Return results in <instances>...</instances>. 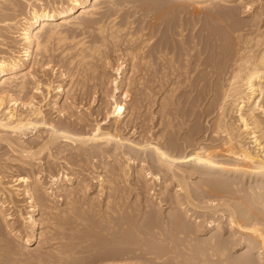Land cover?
I'll list each match as a JSON object with an SVG mask.
<instances>
[{
  "label": "bare ground",
  "instance_id": "1",
  "mask_svg": "<svg viewBox=\"0 0 264 264\" xmlns=\"http://www.w3.org/2000/svg\"><path fill=\"white\" fill-rule=\"evenodd\" d=\"M176 1H186L185 3L188 2L199 7L203 5H212L215 7V5H218L219 2H225L237 6L240 3L242 4L245 0ZM47 2H45L44 0H0V38H3V40L1 39L0 41V46L1 48L6 50L5 52L0 50L2 51L0 52V143H6L7 146L5 144L4 145L12 151L8 154L5 153L4 155L6 156L3 155L4 157H6V161H4L3 158L4 163L0 164H2L3 167H6L8 165L7 161H17L20 163V166H24V169L27 166L26 168H28V171L30 172H28L29 174L25 176L14 175L13 178L10 176L13 180L7 181L5 180L6 177L2 176V172L0 171V225L5 230H7L9 236L12 235L11 237L14 238L13 240L15 242H19L21 244V253L23 254L24 251L26 252L29 249V245H31V243L38 237H43L45 234H47L48 236L46 235V240L45 238H43L45 240L44 242L51 244V249L54 251L56 259L58 260V262H56L57 260L53 259L55 260V263L62 264V261H64L63 256L66 255V253L70 252L72 254L73 252H86L85 250L88 247H85L86 249H84V246L86 245L85 243L88 242V239L90 237L87 236H89L91 232L90 231L88 234L86 230L93 227L100 228L104 225V223L105 225L107 223V225L109 226L103 227V230L101 232H108V234L112 236V239L113 237H115L116 241L111 246L108 244L109 247L107 246V251L103 254L101 253V256H104L103 258L99 259L98 257H96L97 260L99 259L100 264H133L132 259L136 257L138 259L142 258L147 260L145 264H217L215 263L216 260H218L220 264H264V230L263 226H260L261 224L263 225L264 222V196L262 195L263 192L262 194L260 192L261 189L264 191V187L261 186V188L259 186L258 188L257 184V187H254L255 189H260L259 192L257 191V189V192L252 189L251 191L247 189L249 192L248 196L241 197V195H239V197L237 195L240 194V192L238 194L234 193V190L236 189H239L240 191V188H238V183L234 182V179L233 182L237 183V187H235L233 183L232 186L236 188L233 189V191H220L218 189V186H214L215 188L212 187L213 190L211 189L212 191L210 192L206 190L208 189L207 187L204 189V191L201 190L202 193L200 195L204 197V199L212 201L213 199L215 200V198H218L220 202H215L214 204L213 202L212 204L208 202L211 205H208V203H206L207 206H199L193 202V200L195 199L194 197L197 196L198 191L195 192V189L193 190V188H191L192 186L189 184L190 181L188 182L187 178L185 177L187 170H191L194 172H196V170L201 172L208 171L209 173V170L213 169L214 166V159H210L212 158L210 157V155H212L210 154L211 150L209 152L208 148L204 146L203 143H196L198 140H195L196 142L193 141L194 139H197L194 138V136L199 134V127L194 128V130L191 131V138H193V140L192 142H189L190 147L191 145L197 146H194L195 149H193L198 155L193 158V164L188 165L187 167L180 165L181 163L183 164L186 162L188 153L185 152L186 150L178 151L175 139L170 137L168 141L165 140L163 143H158L152 146L153 156L151 157L150 161L151 165L148 162H143V159H140L137 167H134V169L132 168L134 180H136V183L141 188H144L146 186L148 179L150 178L159 180L160 188L164 193L167 192V196H170L171 198L172 208L169 214L164 215L163 213L159 214L154 211V209L151 207V200L150 203L146 206V210H148L147 213L149 214L150 212V214H152L149 215L151 216V219L147 218V221L145 219V215L147 214L146 211H143L141 219L137 218L134 215H131L132 217L134 216V218L139 219L138 221L135 219L137 222L133 218H131V213L129 214L128 212L130 211L129 207L128 211L126 210L128 214L124 215L122 213V210H124V208L122 207L124 206H122V199L121 196L119 198L118 194L124 193V191L122 189L120 190V188L122 183L124 182L123 175H125L127 172L124 173L125 167L122 166L121 157L131 156L132 159L133 157L131 153L126 151H122V154H120L121 152L118 153L117 150L122 148L124 143H121L122 138L116 134L117 132L114 133L115 131L112 132L113 130L110 131L108 130L109 128L103 129L98 122L94 127H92V129L90 127V130H88V132L85 131L87 127L84 129V125H88L85 123L86 116L85 118H83L82 116L78 115V111L79 114L82 113L80 112L81 110H76L77 107L81 105V103L76 105L74 101L75 99H78V97L75 98V96L78 95L76 94V92H79V94L80 92H82V97H84L83 95H85L86 98L88 97V95L86 96V88L89 86L90 89L93 88L90 84L93 82L92 80H94V75H96L99 70V66H97L98 63H104V61L109 57V46H111V52H116L117 42H121L120 34L124 29H126L124 28L125 26H123L124 24H122L123 27L121 25H117L118 21H115L117 18L114 17L111 19V14L108 17L109 21H103V19L100 20V18H98L97 15H100L99 13L102 10L104 4L103 2L109 4V8L112 7V10H114L115 12L119 11L121 9V6L116 5L114 0H52V2L48 0ZM249 3H251V1ZM229 4L228 6H230ZM150 5H152V3ZM154 5L158 4L155 3ZM22 7H24L23 10ZM161 8L165 9V6ZM167 8L169 11L168 12L166 10L167 13H170V8L172 7ZM161 12L165 13V10L162 9ZM117 14L114 13L115 16ZM155 19L156 18H154V20ZM157 19H159V17H157ZM156 21L158 20H155V22ZM170 21L171 17L168 22ZM232 22L230 25H228L229 35L226 34L227 36H224L223 34L221 35L219 33V35H210L211 37L209 36L208 39H205L202 33L199 32V34L198 31H194L196 30L195 28L197 27V25L194 29H190L191 34L188 36L185 32L189 29L186 24H184V22H172L173 24L170 25L169 23L168 27L174 34H177L176 36L178 37V39L171 38L170 35V37H165L162 40L158 38L157 40L155 39V35L157 34H155L153 37L151 36L156 40H153L154 43L153 49L151 47V53H147V50L149 48L146 50V53H144V50L140 51L141 48L138 51V49L136 50L134 49V47L130 49L131 45L129 49L128 47H126L128 52L127 56L125 55V57L126 59L129 58L128 67H126L127 72L123 73L122 68L125 65L121 68V65L123 64H119L120 66H118L116 70L118 75L113 80V84L115 86L113 91L109 95L110 97L107 96V93L104 91L106 82L105 80H107V78H105V80L101 78L99 79L98 84H95L99 87V91L101 90L104 95V98L101 97V99L103 98L101 100V103H107L110 102L109 100H111L110 105L112 107V110L107 113L105 120L111 121L112 119H114L116 122H119L122 119V115L127 108L125 109L123 102H119L120 100L118 101L116 98L120 92H127L128 89H132V85H136L138 89L139 87H143L144 90L146 89V93L148 91V93L146 94L147 98L150 97L152 93L150 91L151 88L148 89L147 84L152 86L155 90L161 88L163 90V87L165 88V86H168L163 91V94H161V96L159 97V100L161 102L159 101L158 103L160 105L159 110L163 113L162 120H166L165 122H167L165 127L168 128V126H170V128L172 129V126L175 125L172 124V121L174 120H172L171 118V111L169 112V109L171 108L170 105H172L173 101L171 100H173V98L170 99L171 94H169V92L173 93L175 89L177 90V88L184 82L191 84V87L197 88L196 90L198 91L201 87L204 89L207 88V92H212V99L207 106V115L215 114V116H213V119H215L213 121L214 124L212 123L213 130L211 129V134L214 136V138L218 137L219 139H221L220 143H222V147L224 148L223 150L225 153L233 154L236 158H238V160L240 159L243 161H247L248 165L250 164L253 170H257V174L264 176V121L260 116V114H264V22L263 24H261V21H257L258 23H253L250 25H243L246 22H243V24H241L242 22H236L232 24ZM72 27L76 29L86 28V30H90V32H92L90 34H93V36H91L92 38H90V40L88 37V40L87 38L85 40V38H82L83 36L85 37V35H87L85 34L79 38V41L76 39L77 42H74L72 46L68 45L69 47H64L65 44H71V41L77 38L74 37V39L71 41L69 39L70 34H68V31ZM141 27L143 28L144 26L142 25ZM159 29H161L160 26ZM95 31L97 34H95ZM130 32L131 31H127L129 42L135 40V37L139 35L136 34V36H133V33L129 35L128 33ZM151 32H153V30L150 31V33ZM168 32L170 33V31ZM217 32L218 31H216L215 33ZM125 33L126 31L124 32V34ZM124 34L122 35L123 37L126 36ZM6 35L12 38V41L10 42H14L10 44L12 47L5 46L6 43H4V38ZM123 39H125V37ZM143 39L142 43L148 40L147 38H145L147 40ZM149 40L151 41L150 37ZM151 42H149L150 45H148V43L147 46H152ZM145 44L146 42L144 43V45ZM59 49L60 52L58 51ZM56 51L59 52V54H57V56H59L58 58L64 57V59H66V68L63 70L61 68L64 66V64L62 66L58 65L59 62L57 64H54L56 63V55L53 54H55ZM73 51L75 53L70 55L71 53H73ZM204 54H208V56L205 57ZM112 55L113 54H111V56ZM61 61H63V59H61ZM107 61L109 62L108 59ZM95 62L97 63V65ZM51 63L54 64L52 65L54 75L56 76L58 73L57 76L60 77V80L56 85H54L55 81L51 79H48V81L41 83V80L37 78V72L39 69L38 67L46 68V66ZM105 63L102 66L105 67ZM201 66H204V71H202L205 72V74L201 73L199 75L198 73V75L195 74L194 76V73L196 71H201L199 69ZM68 71H70V74H68ZM100 71L97 73V75H99ZM124 74L125 77L123 76ZM101 75L103 74H100L99 77ZM104 76L106 77V75ZM123 77L124 81H121L123 82V84L119 85L118 83L120 82L118 79H122ZM122 88L127 90L122 91ZM204 89L203 91L206 90ZM124 93L120 95H127V93ZM36 94H39V96L41 95V97H39L41 98L39 102L35 101ZM138 94L140 95V93ZM141 94V97L139 95L135 96V99L137 101L136 104L134 103L135 105L132 104L133 106L130 107V110H132V112L140 106L138 104L139 100H145L142 99L144 98L143 96L145 94H143L142 92ZM106 96L110 99L107 100L108 98ZM137 96L139 98H137ZM203 98L200 96V94L198 95V101H202ZM43 102L46 103L44 104ZM41 103L44 105H50L52 109L55 110L54 112H58L60 116L57 119L59 120H56L52 117L47 118L46 114L48 113H45V110L43 109L44 106ZM175 103L177 104V102ZM132 107L133 109H131ZM85 113L82 114L84 115ZM78 125H80L82 129H78ZM115 129L119 130L118 125ZM164 131L162 133V136H160L161 138L164 137ZM8 133L13 134L15 136L14 139L11 136H8L10 135ZM32 134L35 135V137L33 139H29V136ZM78 144L82 145V147H84L83 145H91L90 152L88 153L89 149L87 150V152H85L84 150L86 149L79 148L80 146L78 147ZM117 144H119V147L117 146ZM1 145L2 144H0V146ZM103 145L106 147H103ZM5 146L4 149L6 148ZM1 148H3V146ZM218 148L219 146H217V149ZM67 150L73 151L72 153L68 152L69 154H67L71 157V160L74 159V165L77 164L76 161L78 160L80 162L78 164H80L81 166V162L87 164V161H90V159L91 161H93L95 158L99 157L97 164L103 165V168L105 169L103 174L105 175L98 176H103V178H100V180L103 183L106 182L105 187L111 193V195H109L108 193V196L104 198V205H100V202L97 205L98 200L100 201V199L95 195H90V197L88 196L89 194L87 193L91 189L93 184H90V182L81 177L84 174L81 170L75 172L77 173V176L73 177L74 173L71 175L67 172H64L63 178H60L58 177V175H60L61 171L65 170L66 168L64 164H62L60 168L58 167V170L57 168H55V170L53 169L54 163H51L50 161H48L49 163H51L50 165L48 164V167L46 166L47 163L45 165V162L47 161L46 159L49 160L50 158H54L53 160H55L56 155L58 156L62 153H65ZM105 154H108L110 156L116 155L115 157L117 159H115L116 163H114L115 165L113 164L114 166H112L108 162H105V160H102ZM62 157L60 156V158ZM107 158L109 157L107 156ZM206 158H208L209 161L203 162L202 160ZM65 159L68 158L66 157ZM56 160L59 161L58 159ZM236 163L237 161L235 162V164ZM39 164H43V166L45 165V169L41 168L42 170H39L38 172L36 170H33L34 168L37 169ZM56 165L57 163L55 164V167L59 166ZM82 167L83 166H81L80 168ZM152 167L156 168L155 170L157 172H153ZM237 167L240 168V166L238 165ZM233 168H235L234 165ZM238 168L236 170H238ZM227 170L228 169H226V171ZM46 171H48L47 175L50 176L55 184V187L52 188L51 191L43 189L44 187L41 178L43 177L42 173ZM228 171H230V169ZM161 173H163L164 175L168 174L170 176V179H175L177 184L174 185L171 189H168L170 185L168 186L167 183L171 181L165 179V177L163 179L162 176H160ZM56 175L58 178H56ZM206 181L208 180H205L204 182ZM225 183L226 182H224V184ZM23 184L24 189L22 192L21 187L23 186ZM69 185L71 187H69ZM203 185L208 186L207 183H203ZM200 187L203 186L201 185ZM224 188L225 187H223L222 189ZM171 191H173V193H171ZM54 192L55 194L57 193V201L64 203L65 206H63V209H60L57 203L54 202L52 198V193ZM22 193H24L29 200V210H27V216H24L25 214H23V210H21L20 208H18L17 210L18 216L20 217V219H23L22 221L25 222L27 233L25 232L26 235L23 236L19 229L14 230L12 228L10 220L8 218V214H6L7 206L14 203V201H16L15 197H20ZM113 194L117 196L114 197ZM226 195H230L229 200H234L229 201L225 199L224 202H221V200H224L222 198H225ZM86 197H88V199H85ZM188 205L197 209H209L210 212L214 215L219 213V216L220 213L226 211L227 214L224 213V217L228 222V225L226 224L227 227L222 226L223 224L220 225L216 223L215 225L214 223H212L216 218L213 219L214 221H210L211 223L202 226L200 224L201 222H199L200 220L197 221L200 215L196 216L194 220L193 218H190L192 217L189 216L191 208H187ZM101 206L102 208L98 210ZM223 207L225 208V210H223ZM40 210L43 211V218H41V220L40 217H38ZM115 214H120L118 215V217H120H116L117 215L115 216ZM188 217L189 219H187ZM207 218L209 220L210 217ZM211 218H213V216ZM111 219L117 220V222H113L111 221ZM93 220H96L95 223H91V221ZM191 220H193V226L188 225L191 223ZM42 223L46 224V228L39 232V228H41L40 225ZM113 223L114 225L111 226ZM92 224H94L93 227H90ZM83 228L85 230V234H87L85 235L86 237L84 235L76 236L74 231H72L71 233L69 232L70 235L66 236L67 233L64 232V230L68 229L70 231L75 230L78 234L81 230L83 232ZM2 230L0 228V234L3 232ZM214 230H218L219 232H221L220 235L222 237H224L226 234H229V237H225V240H223L221 236H218V238L216 236V232L218 231H216L215 234L213 233L212 235H210L212 232H214ZM92 231H94V233L96 232V230L94 229ZM101 232L99 234H101ZM94 235L91 234L90 236ZM198 236H201L202 239L199 240L200 237ZM197 237L198 239H196ZM68 241L70 242L68 243ZM93 245L92 250H94ZM65 246H68L69 250L73 252L63 251V249L67 248ZM237 247L246 248L247 253H245L238 259H230L229 251L232 252V249L234 250L235 248V250H237ZM149 248L151 250H149ZM95 249L97 250L98 248L95 247ZM17 253L22 256L21 253ZM17 253L16 251H14L15 255H13L18 256L16 255ZM8 254H6L5 256H8ZM13 255H11L12 259L14 257ZM0 256L4 257L1 254ZM11 256H8V258ZM130 260L132 263L128 262ZM148 261H150V263ZM38 263L40 262L38 261Z\"/></svg>",
  "mask_w": 264,
  "mask_h": 264
},
{
  "label": "rangeland",
  "instance_id": "2",
  "mask_svg": "<svg viewBox=\"0 0 264 264\" xmlns=\"http://www.w3.org/2000/svg\"><path fill=\"white\" fill-rule=\"evenodd\" d=\"M45 2H47L48 0H44ZM49 1H51L52 2V0H49ZM53 1H57V0H53ZM115 1V4L116 5H120L121 6V9L119 10L120 11V14H119V11H117V12H115L114 10H112V7L111 8H109L110 7V5L109 4H107V3H105V2H103L104 4H103V7H102V10H101V12L99 13L100 15H97L98 16V18H100V20L101 19H103V21L105 20V21H109V19H108V17H109V15L111 14V19L112 18H114V17H116L117 19L115 20L116 22H117V25H121L122 26V24H124L123 26H125L124 28H126V29H124L122 32H121V37H120V39H121V42L120 41H118L117 42V48H116V52L114 53V52H111V50L112 49H110L111 48V46H109L110 48H109V50H108V54H109V57L107 58L108 60H109V62L107 61V59L104 61V63H105V67L104 66H102L104 63L102 62V64L101 63H98V65H97V63H96V65L97 66H99V70H98V72L100 71V73H99V75L100 74H103V75H101V76H103V77H99V75H97V73H96V75H94V80H92L89 84L91 85V87H93L92 89H90V86L89 87H87L86 88V92H87V94H86V96L88 95V99L85 97V95H83L84 97H82V92H80V94H79V92L77 93L76 92V94H78V95H74L75 96V98L76 97H78V99H75V98H73V99H75L74 101H75V104L77 105V104H79V103H81V105H79L78 107H80V108H78L77 107V111H78V109L79 110H81L80 112H82V113H85L84 115L82 114V113H80L79 114V111L77 112L78 113V115L79 116H82L83 118H85V116H86V120H85V123L86 124H88L89 125V127H88V125H84V129H85V131H87L88 132V130H90L89 128L91 127V129H92V127H94L96 124H97V122L101 125V127L103 128V129H108V130H110V131H112V132H114V133H116L118 136H120L121 138H122V141H121V143H124V145H123V147L122 148H120V149H118L117 151H118V153H120V154H122L123 152L122 151H126V152H129V153H131V155H132V157H133V159L131 158V156L129 157V156H127V157H125V156H123V157H121L122 159H121V161H122V166L123 167H125L124 168V173H126L125 175H123V180H124V182L122 183V185H121V188H120V190L122 189L123 191H124V193L122 194H118V196H119V198H120V196H121V204H122V206H124V207H122V208H124V210H122L121 212L125 215V214H128V212H129V214H130V216L131 215H134V216H136L137 218H139V219H141V215H142V213H143V211H146V213L148 212V210H146V206L150 203V200L152 201V208L154 209V211H156L157 213H163L164 215H168L169 214V212H170V210H171V208H172V205H171V198H170V196H167V192L166 193H164L163 191H162V189L160 188V185H159V180L158 179H155V178H150V179H148V182H147V184H146V186L144 187V188H141L140 186H138V184L136 183V180H134V175H133V169H134V167H137V165L139 164V160L140 159H143L144 161L143 162H148L150 165H151V163H150V161H151V157L153 156V148H152V146H154V145H156V144H158V143H163L165 140H167L168 141V139L170 138V137H172L173 139H175V142H176V144H177V150L178 151H182V150H186L185 152H187L188 153V157H187V160H186V162L185 163H181L180 165H182V166H185V167H187L188 165H191V164H193V158L195 157V156H198L197 155V153H195V150H193V149H195V147H197L196 145H191V147L189 146V142H192V140H193V138H191V134H192V130H194V128H198L199 127V134H197L196 136H194V138H197V139H194L193 141H195L196 143H203V145L204 146H206L207 148H208V150H209V152H210V150H211V153L210 154H212V155H210V157H212V158H210V157H208V158H210L211 160H213V169H211V170H209V173H208V171H203V172H201V171H198V170H196V172H194V171H191V170H187V172H186V174H185V177L187 178V180H188V182H189V184L192 186L191 188H193V190L195 191V192H197V196L196 197H194L195 199L193 200V202L194 203H196L197 205H206V203H208V202H210L211 204H212V202H213V204L215 203V202H220L219 200H218V198H215V200L213 199H211L212 201H209V200H207V199H204V197H202L200 194L202 193V191H204V189L207 187L208 189H206L207 191H212L213 190V188L212 187H217L218 186V189L220 190V191H227V190H232L233 191V189H236L235 187H237L236 185H237V183H238V188H240V191H239V189H236L237 190V192H236V190H234L235 192V194L237 193H239L240 192V194H238L237 196H239V195H241V197L243 196V197H245V196H248V190L249 191H251V189L252 190H255V192H259L260 191V189H258L259 188V186L261 187H264V176H262V175H260V174H257L258 172H257V170L256 169H252V166L249 164L248 165V162L247 161H243V160H238V158H236L233 154H227V153H225L224 152V148L222 147V143H220L221 142V139H219L218 137H215L214 138V136L211 134L212 132V130H213V125H212V123L214 124V119H213V116H215V114L213 115V114H211V115H207V106H208V104H209V102L211 101V99H212V92L210 93V91L209 92H207V88H200V90L198 91V90H196L197 88H193V87H191V84H188V83H182L178 88H177V90L175 89V91L173 92V93H170L169 92V94H171L170 95V99H172L173 98V100H171V101H173L172 102V105H170V109H169V112L171 111V118H172V120H174V121H172V124L173 125H175V126H172L173 128L171 129L170 128V126H168V128L167 127H165L166 126V123L167 122H165L164 120H162V118H163V113L159 110V108H160V105H159V97L161 96V94H163V91L168 87V86H165V88L163 87V90H162V88L161 89H153V87L152 86H150L149 84H147V87H148V89H150V91L152 92L151 93V98L150 97H148L147 98V96H146V94L148 93V91H147V93H146V89L144 90L143 89V87H139V89L136 87V85H132L131 87H132V89L130 88V89H128V91L129 90H131V91H127V92H125L124 90H127V89H124V88H122L121 90L122 91H124L125 93H127V95L124 93V92H120L118 95H117V100L119 101V102H123V105L125 106L124 108L126 109L125 111H124V113H123V115H122V119L119 121V122H116L114 119H112L111 121H107V120H105V118H106V116H107V113L110 111V110H112V107H111V100H109L110 98V94H111V92L113 91V89H114V82H113V80L115 79V77H117V67L118 66H120L119 64H123V65H121V68L123 69V73H126L127 72V68L126 67H128V60H129V58H127L126 59V57H125V55L127 56V48L126 47H128V49H129V47H130V45H131V48L130 49H132L133 47H134V49H138V51L140 50V48H141V50L140 51H143L144 50V53H146V50H147V53H151V51H152V49H153V40L154 41H156L155 39H157L158 40V38L160 39V40H162V39H164L165 37H170V35H171V38H175V39H178V37L176 36L177 34H174L173 32H172V30L171 29H169V23H170V25H172L174 22H180V21H182V22H184V24H186V26L188 27V29L189 30H186V34L189 36L191 33V30H192V28L194 29L195 27H196V25H197V27L195 28L196 30H194V31H198V33L200 32V33H202L203 35H204V37H205V39H208L209 38V36L210 35H219V33L222 35H224V36H227V35H229V33H228V25H230L231 24V22H232V24L233 23H241V24H243V22L245 23V24H243V25H250V24H253V23H258V22H260L261 24H263V22H264V12H263V10H264V0H245L242 4L240 3L239 5H234V4H229V3H225V2H222V3H220L219 2V4L217 5H215V7L214 6H212V5H203V6H196V5H194V4H191V3H185L186 1H180V2H178V1H176V0H135V2H134V0H132V2H131V0H114ZM120 1V2H119ZM125 1V2H124ZM127 1V2H126ZM148 1V2H147ZM157 1V2H156ZM176 1V2H175ZM251 1V3H249V2ZM122 2H124V3H122ZM153 2H155L156 4H158V5H154L155 3H153ZM165 2H167V3H165ZM253 2V3H252ZM48 3V2H47ZM152 3V5H150ZM163 3H164V5H163ZM248 3V4H247ZM122 4V5H121ZM127 4V5H126ZM147 4V5H146ZM227 4V5H226ZM228 4L230 5V6H228ZM250 4V5H249ZM253 4V5H252ZM107 5V6H106ZM109 5V6H108ZM134 6H136V7H134ZM151 6V7H150ZM156 6H158V7H156ZM160 6V7H159ZM165 6V9L164 8H161V7H164ZM210 6V7H209ZM212 6V7H211ZM217 6V7H216ZM221 6V7H220ZM228 6V7H227ZM232 6V7H231ZM234 6V7H233ZM248 6V7H247ZM144 7V8H143ZM167 7H172V8H170L171 10V12L170 13H167V11H168V8ZM181 7V8H180ZM105 8V9H104ZM123 8V9H122ZM167 8V9H166ZM175 8V9H174ZM178 8V9H177ZM24 9V7H22V10ZM108 9V10H107ZM151 9V10H150ZM153 9V10H152ZM155 9H157V10H155ZM162 9L163 10H165V13H162L161 11H162ZM123 10V11H122ZM125 10V11H124ZM128 10V11H127ZM130 10V11H129ZM150 10V11H149ZM167 10V11H166ZM178 10V11H177ZM261 10V11H260ZM103 11V12H102ZM154 13H153V12ZM183 11V12H182ZM151 12V13H150ZM159 12V13H158ZM169 12V11H168ZM232 12V13H231ZM261 12V13H260ZM263 12V13H262ZM114 13L115 14H117L116 16L114 15ZM219 13V14H218ZM223 13H224V15H223ZM103 14V15H102ZM141 14H143V15H141ZM165 14V15H164ZM168 14V15H167ZM234 15V16H232V15ZM102 15V16H101ZM156 15V16H155ZM161 15V16H160ZM174 15V16H173ZM125 16V17H124ZM147 16V17H146ZM165 16H167V17H165ZM169 16V17H168ZM226 16V17H225ZM229 16V17H228ZM105 17V18H104ZM122 17V18H121ZM124 17V18H123ZM127 17V18H126ZM129 17V18H128ZM157 17H159V19H157ZM162 17V18H161ZM170 17H171V21L170 22H168L169 20H170ZM150 18V19H149ZM154 18H156L155 20H158L160 23H163V24H160L158 21H156L155 22V20H154ZM161 18V19H160ZM164 18V19H163ZM213 18V19H212ZM230 20H229V19ZM232 18V19H231ZM180 19V20H179ZM223 19H225V20H223ZM161 20V21H160ZM221 20V21H220ZM235 20V21H234ZM251 20H252V22H251ZM153 21V22H152ZM186 21V22H185ZM256 21V22H255ZM258 21V22H257ZM120 22V23H119ZM152 22V23H151ZM173 22V23H172ZM218 22V23H217ZM220 22V23H219ZM222 22V23H221ZM158 23V24H157ZM224 23H226V24H224ZM248 23V24H247ZM154 24V25H153ZM160 24V25H159ZM210 24V25H209ZM131 25V26H130ZM144 26L143 28L141 27V26ZM150 25V26H149ZM162 25H163V27H162ZM122 26V27H123ZM152 26V27H151ZM155 28H154V27ZM158 26V27H157ZM159 26H160V28L161 29H159ZM190 26V27H189ZM227 26V27H226ZM149 27V28H148ZM146 28V29H145ZM152 28H154V29H152ZM204 28V29H203ZM212 28V29H211ZM76 28H74V27H72V28H70L69 29V31H68V34H70L69 35V39H70V41L71 40H73L74 39V37H77V38H75L73 41H71L72 43L70 44V43H67V44H65L64 45V47L66 46H72L73 44H74V42L76 43L77 42V40L79 41V38L80 37H82L83 35H85V34H87V35H85V37L83 36L82 38H85V40H86V38L88 37L89 38V40H90V38H92L91 36H93V34L91 35L90 33H92V32H90V30L88 31V30H86V28L85 29H76ZM129 29V30H128ZM150 29V30H149ZM153 30V32H151V33H153V34H151L150 33V31H152ZM158 31H157V30ZM191 29V30H190ZM214 29V30H213ZM71 30V31H70ZM80 30H83V31H80ZM139 30V31H138ZM141 30H142V32H141ZM161 30V31H160ZM202 30H204V31H202ZM208 30V31H207ZM85 31V32H84ZM126 31V33L124 34V32ZM127 31L129 32V31H131L130 33H128L129 35L130 34H132L133 33V36L135 35L136 36V34H139L140 35V37H139V35H137L136 37H135V40H133V41H128V36H127ZM145 31V32H144ZM168 31H170V33L168 32ZM213 31H218L217 33H215V32H213ZM70 32V33H69ZM84 32V33H83ZM88 32V33H87ZM157 32H159V33H157ZM163 32V33H162ZM168 32V33H167ZM172 32V33H171ZM206 32H208V33H206ZM214 34H213V33ZM141 33H142V35H141ZM199 33V34H200ZM205 33V34H204ZM209 33H211V34H209ZM72 34V35H71ZM95 34H97L96 33V31H95ZM126 35V36H124L125 37V39H123L124 37L122 36V35ZM155 34H157V35H155ZM168 34H169V36H168ZM208 34V35H207ZM227 34V35H226ZM155 35V39H153L152 37ZM220 35V36H221ZM72 36V37H71ZM152 36V37H151ZM173 36V37H172ZM175 36V37H174ZM208 36V37H207ZM71 37V38H70ZM127 37V38H126ZM142 37V38H141ZM149 37L151 38V41L149 40ZM157 37V38H156ZM162 37V38H161ZM207 37V38H206ZM211 37V36H210ZM10 38V39H9ZM88 38H87V40H88ZM144 38V39H143ZM145 38H147V39H145ZM1 39L3 40V38H0V41H1ZM5 42L4 43H6V45L5 46H7V47H12L10 44H12V43H14V42H10V41H12V38L10 37V36H5ZM77 39V40H76ZM140 39V40H139ZM142 39L143 40H147V41H145L146 42V44L144 45V43L145 42H143L142 43ZM81 40V39H80ZM125 41V42H124ZM124 42V43H123ZM129 42V43H128ZM149 42H151L152 44V46H147V44L149 43ZM133 43V44H132ZM136 43H137V45H136ZM8 44V45H7ZM119 44V45H118ZM140 44V45H139ZM142 44V45H141ZM10 45V46H9ZM133 45V46H132ZM136 47H135V46ZM148 45H150V43L148 44ZM68 46V47H69ZM139 46V47H138ZM141 46V47H140ZM144 46H145V48H144ZM120 47V48H119ZM151 47H152V49H151ZM142 48H144V49H142ZM118 49V50H117ZM120 49V50H119ZM124 49V50H123ZM126 49V50H125ZM0 50H2L3 52H5L6 50L5 49H3V48H1V46H0ZM122 50V51H121ZM2 51H0V52H2ZM59 52H60V49L58 50ZM118 51V52H117ZM148 51H150V52H148ZM59 52H57L56 51V53L55 54H53V55H56L55 57V62L56 63H54V64H57L58 62V65L59 66H62L63 64H64V68L62 67L61 69L63 70V69H65L66 67H65V64H66V59H64V57L62 58V57H60V58H58L59 56H57V54H59ZM136 52V51H135ZM209 52V51H208ZM75 52L73 51V53H71L70 55H72V54H74ZM111 54H113L112 56H111ZM205 55V54H204ZM204 55H203V58H204ZM208 56V54H206L205 55V57H207ZM129 57V56H128ZM58 58V59H57ZM67 58V57H66ZM61 59H63V61H61ZM124 61H126V62H124ZM53 63H51V64H49V65H47L46 66V68L44 67V68H40V67H38L39 69H38V72H37V74H38V76H37V78L38 79H40L41 80V83H44V82H46V81H48V79H51V80H53V81H55L54 82V85H56L58 82H59V80H60V77L59 76H57L58 75V73H57V75L55 76L54 75V71L52 70V65H54ZM102 67V69H101V67ZM126 68V69H125ZM204 66L202 67H200L199 69L201 70V71H199V72H195L194 73V76H195V74H197L198 75V73H199V75L201 74V73H204L205 74V72H203L204 71ZM125 69V70H124ZM52 70V71H51ZM203 70V71H202ZM103 71V72H102ZM52 72V73H51ZM68 74H70V71H68ZM203 74V75H204ZM55 77H54V76ZM104 75H106V77L104 76ZM196 75V76H197ZM96 76V77H95ZM98 76V77H97ZM124 77H125V74L123 75ZM149 76H151V75H149ZM148 76V77H149ZM124 77L122 78V79H118L119 80V82L120 83H118L119 85H122L123 84V82H121L123 79H124ZM104 79L105 80V78H107V80H105L106 82H105V92L107 93V96H109V97H107L108 99L107 100H109L110 102H107V103H101L102 101V99L104 98V95H103V93L101 92V90L99 91V87L97 86V85H95V84H98V81H99V79ZM150 78V77H149ZM67 80V79H66ZM97 80V81H96ZM108 81V82H107ZM112 81V82H111ZM124 81V80H123ZM195 83V82H194ZM31 86H33V85H31ZM69 86V85H68ZM88 86V85H87ZM96 86V87H95ZM70 87V86H69ZM95 87V88H94ZM134 87V88H133ZM67 88V87H66ZM90 90H89V89ZM94 89H95V91H94ZM97 89V90H96ZM112 89V90H111ZM152 89H153V91H152ZM194 89V90H193ZM203 89L206 91H203ZM88 91H90V92H88ZM92 91V92H91ZM107 91H109V92H107ZM162 91V92H161ZM202 91V92H201ZM99 92V93H98ZM132 92V93H131ZM141 92L143 93V94H145L143 97L144 98H142V99H145L143 102L141 101V100H139V105H137V106H139L135 111H133L132 112V110H130V107L131 106H133L132 104H136V99H135V96L136 95H139L138 93H140V97L142 96V94H141ZM145 92V93H144ZM102 93V94H101ZM125 94L124 96L123 95H120V94ZM205 93V94H204ZM210 93V94H209ZM92 94V95H91ZM129 94V95H128ZM154 94V95H153ZM174 94V95H173ZM200 94V96L203 98V100L201 101V100H199L198 101V95ZM80 95V96H79ZM89 95H91V96H89ZM103 95V96H102ZM206 95V96H205ZM38 96V97H37ZM73 96V97H74ZM121 96V97H120ZM132 96V97H131ZM39 97H41V95L39 96V94L37 95L36 94V98H35V101L36 102H39L40 100H41V98H39ZM80 97V98H79ZM94 97H96V98H94ZM101 97H103L102 99H101ZM146 97V98H145ZM205 97H207V98H205ZM82 98H83V100H82ZM131 98V99H130ZM137 98H139L138 96H137ZM80 99V100H79ZM92 99V100H91ZM197 99V100H196ZM206 99V100H205ZM95 100V101H94ZM135 100V101H134ZM148 100V101H147ZM91 101H93V102H91ZM100 101V102H99ZM130 101V102H129ZM133 101V102H132ZM150 101H152V102H150ZM78 102V103H77ZM90 102V103H89ZM125 102V103H124ZM157 102V103H156ZM161 102V101H160ZM175 102H177V104L175 103ZM44 103V102H43ZM46 103V102H45ZM44 103V104H45ZM42 104V103H41ZM44 104H42L44 107H43V109L45 110V113H48V114H46L47 115V118L49 117H52V118H55L56 120H59V119H57L60 115H59V113L58 112H54L55 110L54 109H52V107L50 106V105H44ZM100 104H101V106H100ZM106 104V105H105ZM134 104V105H135ZM198 106V107H197ZM141 107V108H140ZM140 108V109H139ZM131 109H133V107L131 108ZM24 110V109H23ZM129 110H130V112H129ZM160 111V112H159ZM206 111V112H205ZM260 112V111H259ZM130 113V114H129ZM206 113V114H205ZM89 114V115H88ZM175 115V116H174ZM181 115L182 117H183V119H182V117L179 116ZM204 115V116H203ZM126 116H128V117H126ZM131 116V117H130ZM173 116V117H172ZM185 116V117H184ZM260 116L263 118V121H264V114L262 113V115L260 114ZM89 117V118H88ZM124 117H126V118H124ZM88 119V120H87ZM87 121V122H86ZM89 122V123H88ZM160 122V123H159ZM163 122V123H162ZM165 122V123H164ZM174 122V123H173ZM95 123V124H94ZM117 125H118V128H119V130H116L115 128L117 127ZM196 125V126H195ZM211 125V126H210ZM82 126V125H81ZM192 126H194V127H192ZM83 127V126H82ZM212 127V128H211ZM78 129L79 128H81L80 127V125H78V127H77ZM208 128V129H207ZM82 129V128H81ZM83 129V130H84ZM168 129V130H167ZM173 130V131H171V130ZM212 129V130H211ZM165 130V131H164ZM200 130H202V131H200ZM163 131L165 132L163 135H164V137L163 138H161L160 136H162V133H163ZM201 132V133H200ZM210 133V134H209ZM8 134H10V135H8V136H11L13 139H14V135L13 134H11V133H8ZM46 134V133H45ZM44 134V135H45ZM206 135V136H205ZM212 135V136H211ZM35 137V135H30L29 136V139H33ZM190 138V139H189ZM218 138V139H217ZM184 139V140H183ZM213 139V140H212ZM191 140V141H190ZM185 142V143H184ZM188 142V143H187ZM0 144H2L1 146H0V157H1V161H0V163H4V161H6V157H4V156H6V155H4L5 153L6 154H8V153H10V152H12L8 147H6L7 145H6V143H0ZM6 146H5V145ZM112 145H114V144H112ZM111 145V146H112ZM119 144H117V146H118ZM3 146V148H1ZM4 146L6 147L5 149H4ZM79 148H81V149H86V150H84L85 152H87V150L89 149V151H88V153L90 152V150H91V145H83L84 147H82V145H77ZM88 148H87V147ZM186 146H187V148H186ZM189 146V147H188ZM195 146V147H194ZM217 146H219V148L217 149ZM103 147H106V146H104L103 145ZM119 147V146H118ZM179 147V148H178ZM182 148V149H181ZM185 148V149H184ZM210 148V149H209ZM215 148V149H214ZM220 148H222V149H220ZM7 149H9V150H7ZM7 150V151H6ZM213 150V151H212ZM222 150H223V152H222ZM9 151V152H8ZM71 150H67L65 153H62V154H60V155H56L55 156V160H53V159H46L47 161L45 162V165H46V163H47V167H48V164L50 165L51 163H54V167H53V169L55 170V168H57V170L62 166V164H64L65 166H66V168H65V170H63V171H61V174L60 175H58V177H60V178H63V173L64 172H67V173H69V174H73L74 173V175H73V177L74 176H77L76 174L77 173H75L76 171H78V170H81L84 174H83V176H81V177H83L86 181H88V182H90V184H93L92 185V187H91V189L88 191V193L87 194H89L88 196L90 197V195H95L96 197H98L99 199H100V201L98 200V203H97V205L99 204V202H100V205H104V198L106 197V196H108V193H109V195H111V193L107 190V188L105 187L106 186V182H102L101 180H100V178H103V176L105 175V174H103L104 173V171H105V169L103 168V165H98L97 164V162H98V158H95L93 161H91V159H90V161H87V164H85L84 162H81V166H83L82 168H80L81 166H80V164H78V163H80L79 162V160L78 161H76V163L77 164H75L74 165V163H75V161H73L74 159H70L71 157L68 155L69 153H72L73 151H71ZM221 151V152H220ZM69 152V153H68ZM220 152V153H219ZM68 153V154H67ZM16 154V153H15ZM65 154V155H64ZM216 156H215V155ZM4 155V156H3ZM109 157V158H107V156ZM227 155V156H226ZM60 156L62 157V158H60ZM116 156V155H115ZM114 155H112V156H110V155H108V154H105V156L103 157V159L102 160H105V162H108L109 164H111L112 166H114L115 164L114 163H116V161H115V159H117L116 157H115ZM233 156H234V158H233ZM68 158V159H65V158ZM118 157V156H117ZM214 157V158H213ZM3 158H4V161H3ZM208 158H206V159H204V160H202L203 162H206V161H209V159ZM233 158V159H232ZM56 159H58L59 161H57ZM71 160V162H70V160ZM135 159V160H134ZM53 160V161H52ZM67 160V161H66ZM69 160V161H68ZM127 160V161H126ZM45 161V160H44ZM43 161V162H44ZM48 161H50L51 163H49ZM55 161H56V163H57V165H59V166H57V167H55ZM62 161V162H61ZM65 161V162H64ZM216 161H217V163H216ZM237 161V165L238 166H240V168H238L237 167V165L235 164V162ZM8 162V165L6 166V167H3V165L2 164H0V171L2 172V176H5L6 178L7 177H9V178H5V180H7V181H11V180H13L12 178H13V176L15 175H22V176H25V175H27V174H29L30 172L28 171V168H26L25 167V169H24V166L22 167V165L20 166L19 164V162H17V161H7ZM59 162V163H58ZM74 162V163H73ZM142 162V163H143ZM244 162V163H243ZM66 163V164H65ZM83 163V164H82ZM93 163V164H92ZM97 165H96V164ZM246 163V164H245ZM61 164V165H60ZM68 164V165H67ZM70 164H71V166H70ZM85 164V165H84ZM114 164V165H113ZM45 165L43 166V164H39L38 165V167H37V169L38 168H40V169H33V170H36L37 172L39 171V170H42V169H45ZM63 165V166H64ZM79 165V166H78ZM233 165H234V167L235 168H233ZM2 166V167H1ZM95 166V167H94ZM98 166V167H97ZM248 166V167H247ZM46 167V168H47ZM59 167V168H58ZM130 167V168H129ZM215 167V168H214ZM238 168V170H236L237 168ZM42 168V169H41ZM133 168V169H132ZM153 168V172H155L156 170V168H154V167H152ZM222 168H223V170H222ZM232 168V169H231ZM83 169V170H82ZM226 169H230V171H226ZM234 169V170H233ZM220 171V173H219V171ZM232 170V171H231ZM27 171V172H26ZM222 171V172H221ZM223 171H224V173H223ZM237 171V172H236ZM0 172V173H1ZM29 172V173H28ZM157 172V171H156ZM216 172V173H215ZM241 172V173H240ZM257 172V173H256ZM245 173V174H244ZM4 174H6V175H4ZM43 174V177L41 178V180H42V184H43V189H46L47 191H51L52 190V188H54L55 187V184H54V181L50 178V176H48L47 174H48V171H46V172H44V173H42ZM41 174V175H42ZM8 175V176H7ZM98 175H103L102 177H100V176H98ZM263 175H264V173H263ZM12 178H11V177ZM125 176V177H124ZM160 176H162V178L164 179V177H165V179H168V180H170L171 182H169V183H167L168 184V189H171L174 185H176L177 184V182L175 181V179H173L172 180V178L170 179V176L167 174H163V173H161L160 174ZM168 176V177H167ZM257 176V177H256ZM57 177V175H56V178H58ZM167 177V178H166ZM258 177H260V178H258ZM194 179V180H193ZM235 179V180H234ZM237 179V180H236ZM205 180H208V181H206V182H204ZM227 180V181H226ZM229 180H230V182H229ZM233 180H234V182H237V183H234L233 182ZM260 180V181H259ZM175 181V182H174ZM213 181V182H212ZM226 182L225 184H224V182ZM261 181H263V182H261ZM93 182V183H92ZM196 182V183H195ZM209 182H210V185H209ZM229 184H231V185H229ZM171 183V184H170ZM203 183H207V185L208 186H205V185H203ZM220 183H223V184H220ZM234 183V186H232V184ZM263 183V184H262ZM99 184V185H98ZM101 184H102V186H101ZM199 184V185H198ZM216 184V185H215ZM220 184V185H219ZM258 184V188H256L257 189V191H256V189H255V187H257L256 185ZM261 184V185H260ZM196 185H198V186H196ZM203 186V187H200V186ZM213 185V186H212ZM221 185H222V187H221ZM225 185V186H224ZM227 185H229V186H227ZM219 186H220V188H219ZM255 186V187H254ZM69 187H71L70 185H69ZM214 187V188H215ZM223 187H225L224 189H222ZM232 187H234V188H232ZM249 187H251V188H249ZM261 187V188H262ZM50 188V189H49ZM210 188V189H209ZM227 188V189H226ZM229 188V189H228ZM21 189H22V192H23V189H24V184H23V186L21 187ZM197 189V190H196ZM212 189V190H211ZM248 189V190H247ZM202 190V191H201ZM242 191V192H241ZM246 194H245V193ZM261 194H262V192H263V196H264V191L261 189ZM171 193H173V191H171ZM57 194V193H56ZM56 194H55V192L54 193H52V198H53V200H54V202L55 203H57V205H58V207H60V209L62 208L63 209V206H65L64 205V203L63 202H59V201H57V199L58 198H56ZM114 195V197L115 196H117V195H115V194H113ZM112 195V196H113ZM230 196V195H229ZM229 196L228 195H226V197L225 198H222V199H224V200H221V198H220V200H221V202L223 201H225V199L226 200H229ZM240 197V196H239ZM17 198V199H16ZM264 198V197H263ZM56 199V200H55ZM85 199H88V197H86ZM15 200L16 201H14V203H12V204H9L8 206H7V208H6V214H8V218H9V220H10V223H11V226H12V228L14 229V230H18L19 229V231H21V234H22V236L23 235H26V227H25V222L24 221H22L23 219L21 218L20 219V217L18 216V208H20L21 210H23L22 212H23V214H25L24 216H27V210H29V200H28V198L26 197V195L24 194V193H22L21 194V196L20 197H15ZM234 199H231V200H229V201H233ZM57 201V202H56ZM59 202V203H58ZM263 202H264V199H263ZM103 203V204H102ZM211 204H209L208 203V205H211ZM99 205V206H100ZM187 205V204H186ZM185 205V206H186ZM257 205V204H256ZM207 206V205H206ZM128 207H129V210L130 211H128ZM102 208V206L98 209V210H100ZM132 208V209H131ZM144 208V209H143ZM187 208H191V210H190V212H189V216H192V217H190V218H193V220H194V218L196 217V216H198V215H200L199 217H198V219H197V221H199V222H201L200 224L202 225V226H205V225H207V224H209V223H211L212 221H214V222H212V223H214L215 225H216V223L217 224H220V225H222V226H225V227H227V221L225 220V217H224V215L225 214H227V212L226 211H224V212H222V213H220V216H219V213H217L216 215H214V214H212L211 212H210V210L209 209H197V208H193V207H191V206H189L188 205V207ZM126 210L128 211V212H126ZM208 210V211H207ZM223 210H225V208L223 207ZM132 211V212H131ZM42 210H40V213H39V215H38V217H40V220H41V218H43V216H42ZM194 212V213H193ZM225 213V214H224ZM122 214V215H123ZM209 214V215H208ZM212 214V215H211ZM117 215V216H116ZM118 215H120V214H115V216L116 217H118ZM146 215H148V216H146ZM145 215V219H146V221L148 220V219H151V216H149V215H152V214H150V212H149V214L147 213ZM187 215H188V213H187ZM263 215H264V207H263ZM134 216L132 217L131 216V218H133L134 220L136 219L137 221L139 220V219H137V218H134ZM206 216V217H205ZM213 216V218H211ZM218 216V217H217ZM120 217V216H119ZM118 217V218H119ZM207 217H210L209 218V220H208V218ZM264 217V216H263ZM148 218V219H147ZM205 218V219H204ZM207 218V219H206ZM214 218H216V219H214ZM224 220H223V219ZM94 219V218H93ZM117 219V218H116ZM187 219H189V217L187 218ZM212 219V220H211ZM214 219V220H213ZM135 220V221H136ZM193 220H191L190 222V224H188V225H192L193 226V224H192V222H193ZM204 220H206V221H204ZM95 221L96 220H93V221H91V223L93 222V223H95ZM111 221H113V222H117V220H112L111 219ZM134 221V222H135ZM136 221V222H137ZM203 221V222H202ZM211 221V222H210ZM223 221V222H222ZM264 221V220H263ZM226 222V223H225ZM24 223V224H23ZM91 223H89V224H91ZM204 223V224H203ZM227 224V225H226ZM93 225L94 224H92L90 227H93ZM114 225V223L111 225V226H113ZM107 227V226H109V225H107V223H106V225H105V223H104V225L103 226H101L100 228H98V227H96V228H98V229H96L95 227H93V228H91V229H88V230H86L87 232H88V234H89V232H90V234H89V236H87V237H90L89 239H91V240H89L88 239V242H86L85 244V246H84V249H86L87 247V249L85 250L86 252L84 253H82V252H78V253H75V252H73V251H71V250H69V248H68V246H65V247H67V248H65V249H63V251H71V252H73V253H75V254H77V255H75V254H71L70 252H68V253H66V255H64L63 256V260L64 261H62V264L64 263V262H66V263H64V264H94V263H96V264H100V262H99V259H101V258H103L104 256L102 255L101 256V253L103 254L104 252H106L107 250V246L109 247V245L111 246L112 244H114L115 243V241H116V239H115V237H113V239H112V236L111 235H109L108 234V232H101L102 230H103V227ZM260 226H263V230H264V222H263V225L261 224ZM259 226V227H260ZM15 227V228H14ZM40 227L41 228H39V232H41V230H44L45 228H46V224H41L40 225ZM0 228H1V230H2V228L3 227H1V225H0ZM262 228V227H261ZM96 230V232L94 233V231H92V230ZM3 231V232H2ZM1 232L3 233H1L0 234V251L2 252H0V254L1 255H3L4 257H2V256H0V264H37L38 263V261L40 262V263H38V264H44V263H46V264H56L55 263V260H57L56 259V255H55V253H54V251L51 249V244H49V243H46V242H44L45 240H46V238H47V234H45L43 237H38L35 241H33L32 243H31V245H29V249H31V250H27L26 252L24 251V253L22 254L21 253V250H20V248L22 247L21 246V244L19 245L17 242H15L13 239V237H11L12 235H10L9 236V233H7V230H5L4 228H3V230H2ZM6 231V232H5ZM24 231V232H23ZM72 231H74V233L76 234V236H82V235H87V234H85V230H84V228H83V232H82V230L80 231V233H78L77 234V232L75 231V230H68V229H66V230H64V232L65 233H67L66 234V236H69L70 235V233L72 232ZM216 231H218V230H216ZM215 230H214V232H212L210 235H212L213 233L215 234V232H216ZM26 232V233H25ZM70 232V233H69ZM82 232V233H81ZM93 232V233H92ZM101 232V234H99ZM220 233L221 232H216V236L218 237V236H221L220 235ZM79 234H81V235H79ZM94 235V236H90V235ZM105 234V235H104ZM106 234H108V235H106ZM47 235V236H46ZM7 236V237H6ZM97 236V237H96ZM110 237V238H107V237ZM202 236V235H201ZM201 236H198V237H200L199 238V240H201L202 238H201ZM229 237V234H226L224 237H222V239L223 240H225L226 238L225 237ZM6 237V238H5ZM86 237V236H85ZM101 237H103V238H101ZM198 237L196 238V239H198ZM43 238H45V240L43 239ZM99 238V239H98ZM101 238V239H100ZM107 238V239H106ZM117 238V237H116ZM219 238V237H218ZM93 239V240H92ZM95 239V240H94ZM2 240V241H1ZM9 240V241H8ZM13 240V241H12ZM69 240V239H68ZM101 240V241H100ZM4 241V242H3ZM90 241V242H89ZM93 243H92V242ZM97 241V242H96ZM99 241V242H98ZM227 241V240H226ZM3 242V243H2ZM70 241H68V243H69ZM15 243V244H14ZM88 243V244H87ZM5 244V245H4ZM94 244V245H93ZM100 244V245H99ZM109 244V245H108ZM92 245L94 246V250H92ZM98 245V246H97ZM20 246V247H19ZM12 247V248H11ZM19 247V248H18ZM86 247V248H85ZM90 247V248H89ZM95 247H97L98 249L96 250L95 249ZM100 247V248H99ZM5 248V249H4ZM238 248V247H237ZM33 249V250H32ZM50 249V250H49ZM88 249H89V251H88ZM236 249V248H235ZM233 250L232 249V252L231 251H229V258L230 259H238V258H240V257H242L245 253H247L246 251H247V249L246 248H238L237 250ZM8 252H7V251ZM16 251V253L17 252H19V253H21V255L22 256H20V254H16V255H18V256H14L15 254H14V251ZM20 250V251H19ZM99 250V251H98ZM105 250V251H104ZM149 250H151L150 248H149ZM4 251V252H3ZM52 251V252H51ZM39 252V253H38ZM100 252V253H99ZM4 253H6V254H8V256H11V255H13L14 257H13V259H12V256L11 257H9L8 258V256H5L6 254H4ZM12 253V254H11ZM43 253H47L46 255L45 254H43ZM54 253V254H53ZM100 254V255H99ZM48 255H50V256H48ZM54 255V256H53ZM75 255V256H74ZM79 255V256H78ZM85 255V256H84ZM91 255V256H90ZM99 255V256H98ZM32 256V257H31ZM41 256V257H40ZM47 256V257H46ZM67 256V257H66ZM69 256V257H68ZM101 256V257H100ZM2 257V258H1ZM31 257V258H30ZM34 257V258H33ZM76 257V258H75ZM82 259H81V258ZM86 257H87V259H86ZM92 257V258H91ZM96 257H98L99 259L97 260L96 259ZM194 257V256H193ZM3 258H5V259H3ZM38 258H39V260H38ZM45 258H47V259H45ZM66 258V259H65ZM7 259V260H6ZM16 259V260H15ZM50 259H51V261H50ZM53 259H55V260H53ZM77 259V260H76ZM86 259V260H85ZM97 260L98 261V263H97V261H95V260ZM142 258H133L132 259V262H133V264H145V262L147 261V260H145V259H142ZM14 260V261H13ZM41 260V261H40ZM49 260V261H48ZM94 260V261H93ZM134 260V261H133ZM145 260V261H144ZM215 260V259H214ZM17 261V262H16ZM45 261V262H44ZM72 261V262H71ZM83 261V262H82ZM90 261H91V263H90ZM127 261V260H126ZM197 261H198V259H197ZM48 262V263H47ZM50 262V263H49ZM53 262V263H52ZM56 262H58V260L56 261ZM67 262H69V263H67ZM80 262V263H79ZM129 263H132L131 262V260L130 261H128ZM127 262V263H128ZM136 262H138V263H136ZM140 262V263H139ZM149 263H150V261H148ZM215 262V261H214ZM215 263H217V264H220L219 263V261L218 260H216V262ZM151 264H154V263H151ZM228 264V263H227ZM231 264V263H230Z\"/></svg>",
  "mask_w": 264,
  "mask_h": 264
}]
</instances>
